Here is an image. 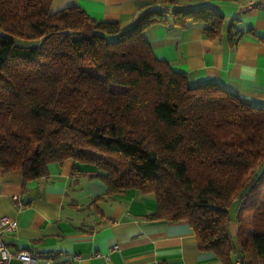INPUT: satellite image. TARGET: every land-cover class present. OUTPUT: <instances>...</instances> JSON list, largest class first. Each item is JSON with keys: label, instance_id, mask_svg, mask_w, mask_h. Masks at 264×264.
I'll return each instance as SVG.
<instances>
[{"label": "trees", "instance_id": "obj_1", "mask_svg": "<svg viewBox=\"0 0 264 264\" xmlns=\"http://www.w3.org/2000/svg\"><path fill=\"white\" fill-rule=\"evenodd\" d=\"M51 5L0 0V169L29 182L52 163L94 165L107 197L153 195L146 219L188 221L199 249L224 264H264V108L192 84L145 37L156 25L202 24L215 39L224 18L208 7L150 10L123 28Z\"/></svg>", "mask_w": 264, "mask_h": 264}, {"label": "crops", "instance_id": "obj_2", "mask_svg": "<svg viewBox=\"0 0 264 264\" xmlns=\"http://www.w3.org/2000/svg\"><path fill=\"white\" fill-rule=\"evenodd\" d=\"M51 1L53 12L78 7L96 21L123 28L150 10L170 18L179 10H215L225 22L220 37L209 38L202 24L156 25L145 32L153 54L192 84L214 83L264 108V1L252 7L250 0ZM99 173L94 165L68 160L50 164L47 177L25 182L21 174L0 169V219L18 222L13 234L2 236L8 248L54 254L76 264H224L199 249L188 221L146 219L157 210L153 195L131 189L107 197Z\"/></svg>", "mask_w": 264, "mask_h": 264}, {"label": "built area", "instance_id": "obj_3", "mask_svg": "<svg viewBox=\"0 0 264 264\" xmlns=\"http://www.w3.org/2000/svg\"><path fill=\"white\" fill-rule=\"evenodd\" d=\"M259 0H250V6H255ZM264 1V0H262ZM14 202L18 207L23 204L19 197L14 198ZM18 227L16 220L9 218L0 219V264H76L74 261H60L54 254L33 252L30 250H22L12 252L3 241L4 234H13ZM115 247L114 249H117ZM100 256V254H97Z\"/></svg>", "mask_w": 264, "mask_h": 264}, {"label": "rangeland", "instance_id": "obj_4", "mask_svg": "<svg viewBox=\"0 0 264 264\" xmlns=\"http://www.w3.org/2000/svg\"><path fill=\"white\" fill-rule=\"evenodd\" d=\"M16 42L18 45L20 46H37L40 42L39 41H26V40H20V39H16ZM231 213V225H230V235L232 238V241L237 245V232H233V229H235V227L238 225V214H237V210L236 207H233L230 210ZM235 231V230H234Z\"/></svg>", "mask_w": 264, "mask_h": 264}]
</instances>
